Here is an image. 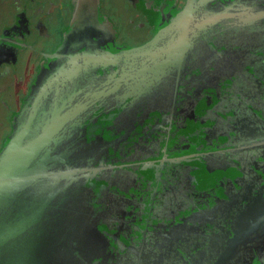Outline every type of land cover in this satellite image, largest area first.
<instances>
[{
  "label": "flooded vegetation",
  "instance_id": "af4514ba",
  "mask_svg": "<svg viewBox=\"0 0 264 264\" xmlns=\"http://www.w3.org/2000/svg\"><path fill=\"white\" fill-rule=\"evenodd\" d=\"M125 1L141 19L132 27L148 34L129 44L99 0V18L115 32L114 52L149 41L187 0ZM231 1L206 0L205 11L214 13L218 3ZM252 2L253 12L264 10V0L248 5ZM76 4L0 0V149ZM58 19V38L41 47L39 41L52 39L50 26ZM204 33L183 69L155 90L160 103L126 136L117 132L119 152L113 155L120 161L114 163L133 160V167L121 169L128 178L120 185L128 192L118 193V207L100 195L101 203L111 206L103 222L114 233L106 236L111 254L101 253L100 264H264V17L239 24L229 16L208 24ZM27 52L35 56L24 74L19 61ZM110 151L100 156H111ZM195 152L196 159H179ZM146 161L154 162L149 167L154 178L141 172Z\"/></svg>",
  "mask_w": 264,
  "mask_h": 264
},
{
  "label": "water",
  "instance_id": "95a60500",
  "mask_svg": "<svg viewBox=\"0 0 264 264\" xmlns=\"http://www.w3.org/2000/svg\"><path fill=\"white\" fill-rule=\"evenodd\" d=\"M98 4L77 0L61 43L12 117L0 149V264H100L110 255L105 240L114 233L103 218L111 206L100 195L118 207V193L128 192L121 169L133 167V160L114 163L117 132L126 136L160 103L155 90L189 62L208 24L264 17L248 0L218 3L214 13L205 11L206 0H187L149 41L114 52L115 32ZM176 98L177 90L173 106ZM109 149L111 156H100Z\"/></svg>",
  "mask_w": 264,
  "mask_h": 264
},
{
  "label": "rangeland",
  "instance_id": "374dc122",
  "mask_svg": "<svg viewBox=\"0 0 264 264\" xmlns=\"http://www.w3.org/2000/svg\"><path fill=\"white\" fill-rule=\"evenodd\" d=\"M45 8H47L48 4H44ZM103 9L106 13H109V15L116 20V25L121 28L120 32L124 38H126V41L129 44H133L137 41H140L142 37H144L146 34H148L145 30H139L137 28H134L132 26H135L137 22L141 21L140 17H136L135 12L130 8L129 4L125 0H103ZM134 17L133 22H129L128 19ZM32 19H34L32 17ZM59 21H56L53 23L52 26H50V32L52 33V36L50 40H44L39 41V45L41 47H46L51 45L53 43L54 39H57L60 33L59 28ZM119 28V29H120ZM31 39V38H30ZM38 45V46H39ZM30 56V57H29ZM35 56L34 53L27 52L25 55L22 56V58L19 61V71H22L24 74H26V71L31 67L33 58ZM37 57V56H36ZM31 59L30 62H27L28 59Z\"/></svg>",
  "mask_w": 264,
  "mask_h": 264
},
{
  "label": "trees",
  "instance_id": "16d2710c",
  "mask_svg": "<svg viewBox=\"0 0 264 264\" xmlns=\"http://www.w3.org/2000/svg\"><path fill=\"white\" fill-rule=\"evenodd\" d=\"M141 172L143 173V175L145 176V178L147 179H151V178H154L153 176V171L149 168H146V169H142ZM199 181H204L205 180V177H203L202 175L198 178ZM202 187V186H201Z\"/></svg>",
  "mask_w": 264,
  "mask_h": 264
}]
</instances>
